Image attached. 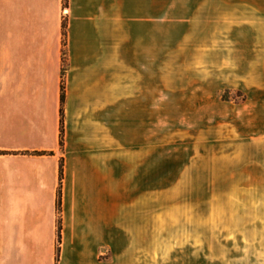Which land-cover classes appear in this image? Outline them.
I'll use <instances>...</instances> for the list:
<instances>
[{
	"label": "crops",
	"instance_id": "0c3cea01",
	"mask_svg": "<svg viewBox=\"0 0 264 264\" xmlns=\"http://www.w3.org/2000/svg\"><path fill=\"white\" fill-rule=\"evenodd\" d=\"M24 20L0 38V264H113L97 255L127 247L128 207L158 198L159 47L184 44L245 97L214 103L215 188L231 192L201 264H264V0H55L34 37ZM47 45L22 63L11 48Z\"/></svg>",
	"mask_w": 264,
	"mask_h": 264
},
{
	"label": "rangeland",
	"instance_id": "374dc122",
	"mask_svg": "<svg viewBox=\"0 0 264 264\" xmlns=\"http://www.w3.org/2000/svg\"><path fill=\"white\" fill-rule=\"evenodd\" d=\"M8 1L0 0V8L6 11L0 14V38L9 33L23 36L24 30L18 27L24 19L31 23L32 37L38 36L41 23L51 22L55 0H27L32 7L29 14H9V4L18 11L23 2ZM60 14L66 16L64 5ZM9 25L16 30H8ZM61 47L64 72L65 37ZM11 48L16 62L22 63L25 49L37 60V52L52 47ZM159 54L158 198L154 196L153 206L128 207L129 218L135 221L128 228L127 247L97 255L101 261L111 258L113 264H201L202 236L205 246L217 205L230 199V190L215 188L216 121L211 115L216 112L214 103L239 102L245 97L238 90L224 89L216 71L206 70L200 45H161ZM0 81L7 85V46H0Z\"/></svg>",
	"mask_w": 264,
	"mask_h": 264
},
{
	"label": "trees",
	"instance_id": "16d2710c",
	"mask_svg": "<svg viewBox=\"0 0 264 264\" xmlns=\"http://www.w3.org/2000/svg\"><path fill=\"white\" fill-rule=\"evenodd\" d=\"M64 29H65V24H63V34L64 33ZM62 74H64V72H62ZM60 100H61V108H60V120H59V124H60V145H62L63 143V108H62V103L64 101V87H63V83L61 82V95H60ZM59 176L60 178L62 177V166L60 165V169H59ZM56 210H57V214L59 216L60 210H61V198H60V190L58 193V198H57V203H56ZM58 224H59V229H60V217H58ZM58 239H60V233H58Z\"/></svg>",
	"mask_w": 264,
	"mask_h": 264
},
{
	"label": "bare ground",
	"instance_id": "6f19581e",
	"mask_svg": "<svg viewBox=\"0 0 264 264\" xmlns=\"http://www.w3.org/2000/svg\"><path fill=\"white\" fill-rule=\"evenodd\" d=\"M65 13H67V11L65 10Z\"/></svg>",
	"mask_w": 264,
	"mask_h": 264
}]
</instances>
